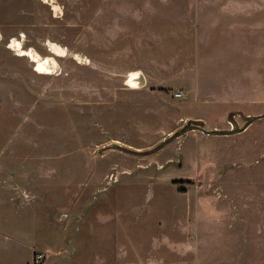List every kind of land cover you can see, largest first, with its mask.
<instances>
[{"label":"rangeland","instance_id":"obj_1","mask_svg":"<svg viewBox=\"0 0 264 264\" xmlns=\"http://www.w3.org/2000/svg\"><path fill=\"white\" fill-rule=\"evenodd\" d=\"M0 36V264H264V0H0Z\"/></svg>","mask_w":264,"mask_h":264},{"label":"bare ground","instance_id":"obj_2","mask_svg":"<svg viewBox=\"0 0 264 264\" xmlns=\"http://www.w3.org/2000/svg\"><path fill=\"white\" fill-rule=\"evenodd\" d=\"M1 37V36H0ZM53 48V47H52ZM29 55L32 57V59L39 65V67L43 66L44 64L48 63V58L45 60L43 57H41L35 50L31 49L27 51ZM24 54V53H23ZM52 61H54L53 57H50ZM142 81H144L142 79Z\"/></svg>","mask_w":264,"mask_h":264}]
</instances>
